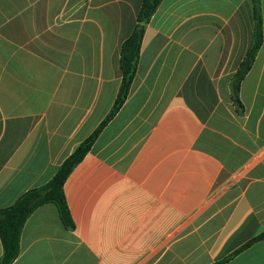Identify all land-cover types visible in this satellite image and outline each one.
<instances>
[{
	"label": "crops",
	"instance_id": "0c3cea01",
	"mask_svg": "<svg viewBox=\"0 0 264 264\" xmlns=\"http://www.w3.org/2000/svg\"><path fill=\"white\" fill-rule=\"evenodd\" d=\"M263 44L253 0H162L129 95L11 264H264ZM142 0H0V209L49 182L110 113ZM3 244L0 238V259Z\"/></svg>",
	"mask_w": 264,
	"mask_h": 264
},
{
	"label": "trees",
	"instance_id": "16d2710c",
	"mask_svg": "<svg viewBox=\"0 0 264 264\" xmlns=\"http://www.w3.org/2000/svg\"><path fill=\"white\" fill-rule=\"evenodd\" d=\"M162 0H142L141 8L137 16V24L132 34L123 41L120 50V69L122 74L121 84L115 103L103 120L101 125L83 142L59 166L56 174L44 185L32 188L24 192L12 205L0 209V238L3 244V254L0 264H11L18 257L21 250V233L26 221L31 214L45 203H53L59 210L60 217L67 227H73V220L64 192V184L88 151L104 126L116 115L125 103L139 62L142 39L145 25L157 10ZM254 1L255 28L252 42L246 55L233 77V97L240 107V85L244 77L251 69L253 62L263 44V18L260 0ZM264 237V233L248 242L244 247ZM226 259L214 264H222Z\"/></svg>",
	"mask_w": 264,
	"mask_h": 264
}]
</instances>
